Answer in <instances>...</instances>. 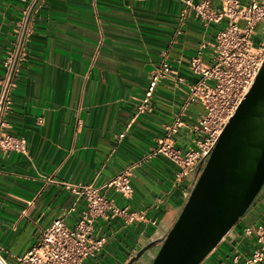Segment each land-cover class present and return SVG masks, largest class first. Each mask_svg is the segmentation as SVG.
<instances>
[{"label": "crops", "instance_id": "1", "mask_svg": "<svg viewBox=\"0 0 264 264\" xmlns=\"http://www.w3.org/2000/svg\"><path fill=\"white\" fill-rule=\"evenodd\" d=\"M30 3L0 0V76ZM184 6V0H39L33 7L6 114L7 131L24 137L28 151L0 152V252L10 264L54 219L77 221L86 201L67 183L98 185L130 165L131 197L108 196L118 206L144 209L146 219L97 218L94 233L105 243L85 264H125L137 246L174 222L191 178L177 179L175 163L148 154L184 105L186 124L204 112L197 101L186 104L187 84L197 78L189 61L222 27L203 25L190 10L180 16ZM164 52L184 82L161 80L150 109L135 116ZM201 55L212 61L209 44ZM169 137L185 149L197 134L180 126ZM258 223L264 224V190L204 264L247 255L255 243L244 228Z\"/></svg>", "mask_w": 264, "mask_h": 264}, {"label": "built area", "instance_id": "2", "mask_svg": "<svg viewBox=\"0 0 264 264\" xmlns=\"http://www.w3.org/2000/svg\"><path fill=\"white\" fill-rule=\"evenodd\" d=\"M39 0H31L18 35L13 41L14 49L3 63V74L0 76V152H18L27 154L26 139L15 136L7 131L6 114L11 109V92L16 87L18 60L21 57L25 39V23L33 7ZM185 6L180 16L190 10L202 21L222 24L209 43L200 42L196 54L189 61V68L197 78L187 84L186 104L190 101L199 102L204 112L195 123L186 124L182 119L185 105L174 119L165 125L166 134L151 147L148 156L162 154L178 167L177 179L189 176L195 166L206 159L214 146L225 123L243 98L246 90L257 73L264 59V39L255 44L253 36L255 27L260 24L264 35V0H184ZM244 21L239 25V21ZM211 47L210 63L202 60V49ZM161 80L174 83L184 82L183 77L171 66L166 53L160 62L150 71V78L144 96L135 107V116L150 109V101L156 86ZM180 126H188L197 137L193 145L185 149L175 146L170 134ZM123 133L119 134L122 137ZM134 165L116 172L98 185L66 184L77 195L86 201L84 209L77 221L68 226L62 217H58L43 229L28 250L18 258V264H85L103 247L105 238L96 236L94 222L97 218L108 219L121 217L125 223L143 221L145 210L129 209L128 205L118 206L108 196L112 191L116 195L130 198L132 186L130 177ZM189 187L187 188L188 191ZM244 235L253 240L255 246L247 255L234 253L227 264H264V224L258 223L244 228ZM214 250V249H213ZM213 250L199 263L204 264ZM0 264H10L0 252Z\"/></svg>", "mask_w": 264, "mask_h": 264}, {"label": "water", "instance_id": "3", "mask_svg": "<svg viewBox=\"0 0 264 264\" xmlns=\"http://www.w3.org/2000/svg\"><path fill=\"white\" fill-rule=\"evenodd\" d=\"M188 177L189 189L174 222L137 246L125 264H199L260 192L264 184V59L208 157Z\"/></svg>", "mask_w": 264, "mask_h": 264}, {"label": "rangeland", "instance_id": "4", "mask_svg": "<svg viewBox=\"0 0 264 264\" xmlns=\"http://www.w3.org/2000/svg\"><path fill=\"white\" fill-rule=\"evenodd\" d=\"M238 24L239 25H243L244 24V21H239L238 22ZM255 31H256V35H254L253 36V41H254V43L255 44H260L261 43V41L264 39V35H263V33H262V31H261V25L260 24H258L256 27H255ZM264 190V184L262 185V187H261V190H260V192L255 196V198L262 192ZM254 198V199H255ZM254 199H253V201H254ZM252 201V202H253ZM156 248H157V246L155 247V250H156ZM147 264V263H146Z\"/></svg>", "mask_w": 264, "mask_h": 264}, {"label": "flooded vegetation", "instance_id": "5", "mask_svg": "<svg viewBox=\"0 0 264 264\" xmlns=\"http://www.w3.org/2000/svg\"><path fill=\"white\" fill-rule=\"evenodd\" d=\"M155 249V248H154ZM133 264H142L140 261H136ZM146 264V263H145Z\"/></svg>", "mask_w": 264, "mask_h": 264}]
</instances>
